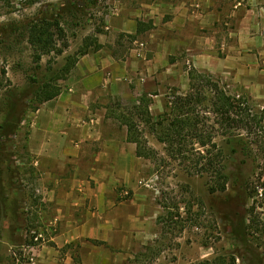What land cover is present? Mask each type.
<instances>
[{
  "label": "rangeland",
  "instance_id": "rangeland-1",
  "mask_svg": "<svg viewBox=\"0 0 264 264\" xmlns=\"http://www.w3.org/2000/svg\"><path fill=\"white\" fill-rule=\"evenodd\" d=\"M80 1L89 9L81 19L67 18L69 48L37 61L25 30L72 0H0V127L10 117L7 96L26 111L18 130L0 138V264H74L83 246L101 248L108 264H199L237 256L245 251V242L264 257V131L250 137L247 156L217 139L230 180L226 193H212L207 176L186 173L148 131L143 142L157 155L154 160L139 158L123 125L144 95L152 100L156 117L170 96L186 93L192 59L202 60L195 68L213 75L231 96L248 97L258 115L264 112V0H212L218 20L203 29L195 20L193 27L171 30L177 53L154 79L146 76V62L157 45L148 35L130 42L126 34L105 28L122 0ZM65 9L69 12V5ZM170 19L166 16L158 27ZM101 27L105 33L98 38L103 36L105 51L124 61L132 51L137 54L129 61L137 74L123 79L131 94L125 100L112 97L106 112L105 138L114 139L119 149L107 151L111 163L106 165L100 143H89L75 164L64 162L56 174L48 175L53 166L43 164L31 143L34 114L45 104L40 102L42 85L69 89L76 73L72 70L61 80L67 58L80 53L84 40ZM56 39L63 48V40ZM192 41L199 42L193 56L186 51ZM165 56L159 55V65ZM137 83L151 90L137 96ZM131 96L138 103L125 102H133ZM236 264L249 263L237 259Z\"/></svg>",
  "mask_w": 264,
  "mask_h": 264
},
{
  "label": "trees",
  "instance_id": "trees-1",
  "mask_svg": "<svg viewBox=\"0 0 264 264\" xmlns=\"http://www.w3.org/2000/svg\"><path fill=\"white\" fill-rule=\"evenodd\" d=\"M72 2L71 5H65V7L69 5V12H66L63 6L51 14L45 13L31 22L25 30L30 43L37 50V61H40L44 55H63L69 48L68 30L64 26L69 25L67 18L81 19L86 15L85 10L89 9L80 0H72ZM104 24L105 20L103 26ZM54 29L57 35L52 33ZM153 29L155 27L152 22L139 21L137 34L126 37L130 42H135L141 35ZM104 33L102 27L97 29L95 36L84 40L85 44L80 53L67 58L61 80H66L71 71L76 69L79 62L78 55L84 56L92 50L99 51L103 48L98 35ZM56 37L63 40V48H58ZM121 38L124 39V35H121ZM174 61L175 58L170 59L171 63ZM187 74L189 90L186 93L177 91L170 96L164 111L158 116H153L152 100L147 95L139 100L138 105L130 109L123 124L128 129L127 141L136 145L139 158L154 160L157 152L148 147L146 141L143 142L145 131H148V134L154 136L156 141L165 147L167 157L179 162L186 173L207 176L212 193H226L230 178L226 173V155L217 139L222 138L227 141V145H235L236 150L238 148L239 152L247 156L250 153V137L264 131V112L258 115L250 105L248 97L231 96L209 73L191 67L187 70ZM42 87L41 104L56 99L62 93L60 87H52L51 83L43 84ZM11 98L7 96L5 100L7 102L4 104L9 108L10 117L0 127L1 139L18 130L26 114V111H20L19 105ZM237 259L249 264H264V257L247 242H245V251L239 252L237 256L234 255L230 259L219 256L199 264H236ZM74 264L84 263L79 258H75Z\"/></svg>",
  "mask_w": 264,
  "mask_h": 264
},
{
  "label": "crops",
  "instance_id": "crops-1",
  "mask_svg": "<svg viewBox=\"0 0 264 264\" xmlns=\"http://www.w3.org/2000/svg\"><path fill=\"white\" fill-rule=\"evenodd\" d=\"M136 1L138 2L135 4ZM211 4L212 0H178L176 3L169 0H122L117 7V13L106 20L105 28L110 33L134 36L137 34L139 21L152 22L155 29L146 34L150 42L157 45L155 47L157 51L155 50L153 58L146 62L149 64L146 76L154 79L160 67L171 66L169 57L177 53V45L170 38V31L187 25L193 27L192 21L195 20L197 28L200 29L214 25L218 15L216 10L211 9ZM166 16H171V19L159 28L158 25L163 23L162 20ZM102 37H99V41L105 46ZM193 37L198 38L197 34L195 36L193 34ZM195 43L197 42L192 41L190 45H186V51L191 56L196 51ZM163 52L167 56L159 65V55ZM136 55L132 51L124 61L115 57L113 53L109 54L103 47L99 51L83 56L76 66V79L69 89L63 91L56 99L45 103L34 114L31 143L43 164L53 166L48 175L56 174L64 162L75 164L82 157L84 146L89 143H100L102 151L99 155L103 163L106 165L111 163L106 157L107 151L119 148L114 139L105 138L106 112L112 97L121 96L125 100L126 95L131 94L130 87L123 85V79L127 78V74H137L138 68L132 61L129 62L136 58ZM192 63L194 67L200 68L202 60L192 59ZM136 85L139 86L138 83ZM138 88L140 89L137 96L151 90L140 86ZM125 102L135 105L138 99L133 98V102L130 100ZM118 157L117 166L121 161L119 152ZM103 224L106 225L104 222ZM78 258L84 264H108L105 260L106 255L96 246H83Z\"/></svg>",
  "mask_w": 264,
  "mask_h": 264
},
{
  "label": "built area",
  "instance_id": "built-area-1",
  "mask_svg": "<svg viewBox=\"0 0 264 264\" xmlns=\"http://www.w3.org/2000/svg\"><path fill=\"white\" fill-rule=\"evenodd\" d=\"M263 191H264L263 189H261V191H260V196L261 197H263Z\"/></svg>",
  "mask_w": 264,
  "mask_h": 264
}]
</instances>
